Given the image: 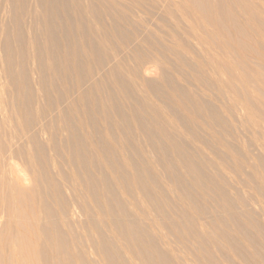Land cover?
I'll list each match as a JSON object with an SVG mask.
<instances>
[{
	"label": "rangeland",
	"instance_id": "rangeland-1",
	"mask_svg": "<svg viewBox=\"0 0 264 264\" xmlns=\"http://www.w3.org/2000/svg\"><path fill=\"white\" fill-rule=\"evenodd\" d=\"M125 263L264 264V0H0V264Z\"/></svg>",
	"mask_w": 264,
	"mask_h": 264
},
{
	"label": "bare ground",
	"instance_id": "bare-ground-1",
	"mask_svg": "<svg viewBox=\"0 0 264 264\" xmlns=\"http://www.w3.org/2000/svg\"><path fill=\"white\" fill-rule=\"evenodd\" d=\"M74 208V207H73ZM72 212V211H71ZM73 212H75V211H73ZM18 250L20 251V253H22L23 254V259H35L36 258V256H39V254H40V249L38 248H36V249H31L28 245H24V246H21V247H19L18 248ZM53 255V254H52ZM56 255V254H55ZM189 255V254H188ZM189 257V256H188ZM190 257H191V255H190ZM57 258V257H56ZM193 258V257H192ZM195 258V257H194ZM190 260V259H189ZM187 261H188V259H187ZM197 262V261H196ZM146 263V262H145ZM125 264H127V263H125Z\"/></svg>",
	"mask_w": 264,
	"mask_h": 264
}]
</instances>
